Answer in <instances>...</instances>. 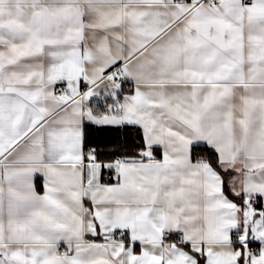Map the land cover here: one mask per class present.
<instances>
[{"label": "snow or ice", "instance_id": "6c2138e0", "mask_svg": "<svg viewBox=\"0 0 264 264\" xmlns=\"http://www.w3.org/2000/svg\"><path fill=\"white\" fill-rule=\"evenodd\" d=\"M0 264H264V0H0Z\"/></svg>", "mask_w": 264, "mask_h": 264}, {"label": "crops", "instance_id": "0c3cea01", "mask_svg": "<svg viewBox=\"0 0 264 264\" xmlns=\"http://www.w3.org/2000/svg\"><path fill=\"white\" fill-rule=\"evenodd\" d=\"M105 182H110L107 177H105Z\"/></svg>", "mask_w": 264, "mask_h": 264}]
</instances>
